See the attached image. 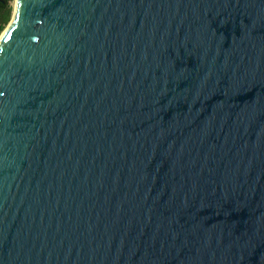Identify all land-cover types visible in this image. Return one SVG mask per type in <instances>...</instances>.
Here are the masks:
<instances>
[{
    "label": "water",
    "instance_id": "water-1",
    "mask_svg": "<svg viewBox=\"0 0 264 264\" xmlns=\"http://www.w3.org/2000/svg\"><path fill=\"white\" fill-rule=\"evenodd\" d=\"M0 264H264V0H15Z\"/></svg>",
    "mask_w": 264,
    "mask_h": 264
},
{
    "label": "trees",
    "instance_id": "trees-1",
    "mask_svg": "<svg viewBox=\"0 0 264 264\" xmlns=\"http://www.w3.org/2000/svg\"><path fill=\"white\" fill-rule=\"evenodd\" d=\"M11 10L8 0H5V3L0 2V33L10 20Z\"/></svg>",
    "mask_w": 264,
    "mask_h": 264
},
{
    "label": "rangeland",
    "instance_id": "rangeland-1",
    "mask_svg": "<svg viewBox=\"0 0 264 264\" xmlns=\"http://www.w3.org/2000/svg\"><path fill=\"white\" fill-rule=\"evenodd\" d=\"M8 2H9V5H11V16H12V13H13V9H14V3H15V0H8ZM11 18V17H10ZM9 22V21H8ZM8 24V23H7ZM7 24L5 25V27L7 26ZM4 27V28H5ZM3 31V30H2ZM1 31V32H2ZM1 34V33H0Z\"/></svg>",
    "mask_w": 264,
    "mask_h": 264
}]
</instances>
